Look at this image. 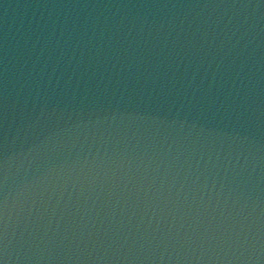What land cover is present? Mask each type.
Returning a JSON list of instances; mask_svg holds the SVG:
<instances>
[{"label":"water","instance_id":"1","mask_svg":"<svg viewBox=\"0 0 264 264\" xmlns=\"http://www.w3.org/2000/svg\"><path fill=\"white\" fill-rule=\"evenodd\" d=\"M4 264H264V0H0Z\"/></svg>","mask_w":264,"mask_h":264},{"label":"snow or ice","instance_id":"2","mask_svg":"<svg viewBox=\"0 0 264 264\" xmlns=\"http://www.w3.org/2000/svg\"><path fill=\"white\" fill-rule=\"evenodd\" d=\"M0 264H4V261L2 259H0Z\"/></svg>","mask_w":264,"mask_h":264}]
</instances>
